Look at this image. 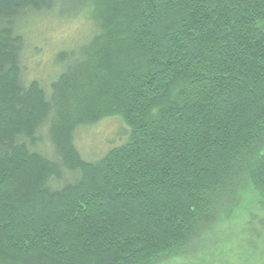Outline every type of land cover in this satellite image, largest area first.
<instances>
[{"label": "trees", "instance_id": "obj_1", "mask_svg": "<svg viewBox=\"0 0 264 264\" xmlns=\"http://www.w3.org/2000/svg\"><path fill=\"white\" fill-rule=\"evenodd\" d=\"M31 14L91 27L48 93L22 77ZM104 115L126 138L87 161L74 132ZM246 207L264 211V0H0V264L202 260Z\"/></svg>", "mask_w": 264, "mask_h": 264}, {"label": "rangeland", "instance_id": "obj_2", "mask_svg": "<svg viewBox=\"0 0 264 264\" xmlns=\"http://www.w3.org/2000/svg\"><path fill=\"white\" fill-rule=\"evenodd\" d=\"M53 17L31 14L29 23L20 27L25 45L20 55L22 77L25 82L38 80L46 93L50 91V77L58 69L54 55L77 45L91 29L85 14L64 20ZM125 129L119 117L104 115L92 124L77 127L74 144L83 159L97 160L125 140ZM40 149L51 151L52 147L44 140ZM249 211L247 207L241 208L231 220L218 227L217 234L223 242L198 255L202 260H174L167 264H264V223H260L261 219L264 221V211ZM252 211L257 215L254 220L249 216ZM249 237L253 238L251 249L246 243Z\"/></svg>", "mask_w": 264, "mask_h": 264}]
</instances>
